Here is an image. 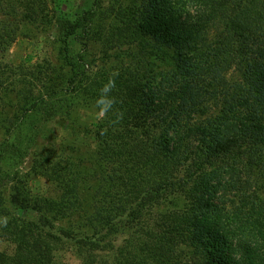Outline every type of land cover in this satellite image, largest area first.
Returning a JSON list of instances; mask_svg holds the SVG:
<instances>
[{
  "label": "trees",
  "instance_id": "16d2710c",
  "mask_svg": "<svg viewBox=\"0 0 264 264\" xmlns=\"http://www.w3.org/2000/svg\"><path fill=\"white\" fill-rule=\"evenodd\" d=\"M48 2L0 0V45L51 33L69 74L28 99L29 130L74 101L99 111L110 77L116 103L80 128L93 151L66 162L59 196L0 193V264H54L64 245L80 264H264V0Z\"/></svg>",
  "mask_w": 264,
  "mask_h": 264
},
{
  "label": "rangeland",
  "instance_id": "374dc122",
  "mask_svg": "<svg viewBox=\"0 0 264 264\" xmlns=\"http://www.w3.org/2000/svg\"><path fill=\"white\" fill-rule=\"evenodd\" d=\"M93 2L49 0L48 9L52 13L58 8L73 16L89 9ZM100 2L103 8L117 9L128 0ZM108 20L113 19L108 17ZM13 35L7 39V44L0 45V193L3 198L7 197L15 187L37 199L56 198L63 192L60 182L66 180L63 176L66 162L75 164L81 153L87 157L93 151L92 144L80 135V128L95 125L100 117L95 108L74 101L68 107L65 105L67 113L64 116L38 117L36 126L30 131L31 117L24 114L30 109L28 99L34 100L41 95L46 99V88H49L48 92L65 88L69 74L67 68L61 66L51 33L44 34L33 26H22ZM71 48L77 50L73 43ZM99 59L98 55L90 56L93 71L102 66ZM64 98L66 95L62 93L61 99ZM46 173L53 179H49ZM84 190L89 199L90 188ZM262 192L257 195L264 200ZM7 207L8 216H27L26 210ZM3 219L0 211V220ZM12 249L10 243L0 239V252L10 253ZM54 264H80V258L72 246L64 245L55 252Z\"/></svg>",
  "mask_w": 264,
  "mask_h": 264
},
{
  "label": "clouds",
  "instance_id": "9594fccd",
  "mask_svg": "<svg viewBox=\"0 0 264 264\" xmlns=\"http://www.w3.org/2000/svg\"><path fill=\"white\" fill-rule=\"evenodd\" d=\"M118 75V73H113V77ZM115 88V79L109 78L108 82L100 90V96L96 101V105L99 109V117H105L109 111L113 109L116 103L115 97L111 96L110 93Z\"/></svg>",
  "mask_w": 264,
  "mask_h": 264
}]
</instances>
